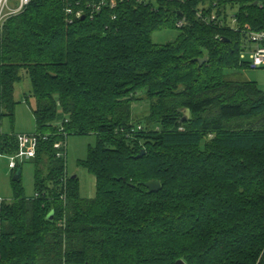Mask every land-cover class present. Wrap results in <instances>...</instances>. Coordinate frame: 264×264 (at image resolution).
<instances>
[{
  "label": "trees",
  "instance_id": "obj_1",
  "mask_svg": "<svg viewBox=\"0 0 264 264\" xmlns=\"http://www.w3.org/2000/svg\"><path fill=\"white\" fill-rule=\"evenodd\" d=\"M67 1L31 0L0 29V128L27 76L39 134L35 194L13 179L21 162L0 203V264H264V90L229 74L250 66L241 33L197 19L200 0H129L73 22ZM239 16L264 29L255 3ZM165 28L176 40L154 42ZM91 134L85 198L55 145ZM16 136L0 133L2 154Z\"/></svg>",
  "mask_w": 264,
  "mask_h": 264
},
{
  "label": "rangeland",
  "instance_id": "obj_2",
  "mask_svg": "<svg viewBox=\"0 0 264 264\" xmlns=\"http://www.w3.org/2000/svg\"><path fill=\"white\" fill-rule=\"evenodd\" d=\"M13 2L15 0H12ZM178 29L165 28L157 30L153 34V40L159 44H166L176 40ZM229 74L235 79L249 80L257 83L260 89L264 90V67L253 68L251 66L238 70H231ZM32 84L30 79L25 76L17 84L15 116L13 120L5 118L0 128L2 135L34 134L37 131L35 117L30 108L26 97L31 95ZM31 105L34 107L35 100L29 98ZM149 102L146 100L138 101L133 104V116L136 118L145 116L149 111ZM65 116L59 112L56 125H62ZM96 136L91 135H70L67 138L66 165L69 175H78L80 181V193L85 198H93L97 192L96 179L88 169L82 165L86 160L91 147L96 145ZM22 164L21 182L24 186L27 196L35 194V169L34 161H26ZM13 200V181L12 172L9 167L8 154L0 153V203L11 202Z\"/></svg>",
  "mask_w": 264,
  "mask_h": 264
},
{
  "label": "built area",
  "instance_id": "obj_3",
  "mask_svg": "<svg viewBox=\"0 0 264 264\" xmlns=\"http://www.w3.org/2000/svg\"><path fill=\"white\" fill-rule=\"evenodd\" d=\"M30 1L15 0L13 2L12 0H0V29L8 17L23 11ZM125 1L129 0H73L67 1L68 4L65 11L69 22L83 17L94 19L106 7L114 9ZM149 1L152 0H136L139 3H147ZM243 3H255L260 8H264V0H200L195 8V16L208 25L226 27L241 33V58L246 59L253 68L264 67V29H254L250 23L241 22L239 14ZM114 18H116L115 15L113 16ZM185 22L186 18L182 16L177 22V27H182ZM16 138L17 151L9 155V166L11 169L17 168L21 162L34 158L39 143V134L37 133L18 134ZM55 148L58 157H65L67 139L57 142Z\"/></svg>",
  "mask_w": 264,
  "mask_h": 264
},
{
  "label": "water",
  "instance_id": "obj_4",
  "mask_svg": "<svg viewBox=\"0 0 264 264\" xmlns=\"http://www.w3.org/2000/svg\"><path fill=\"white\" fill-rule=\"evenodd\" d=\"M226 41H228V40L226 39ZM205 61H206V57L202 58V59H199V62L201 64L203 62H205ZM188 114H189V111L186 110V115H188ZM143 154H144V151H142L141 154L138 155V157L142 156ZM21 173H22V170H21L20 167H18L17 172L13 176V179L14 180H18L20 175H21ZM145 186H147L149 188V190L152 191V192L153 191H159L161 189V183L158 180L147 182V183H145ZM52 216H53V213L51 214L50 218H52ZM177 264H186V263L183 260H178Z\"/></svg>",
  "mask_w": 264,
  "mask_h": 264
},
{
  "label": "crops",
  "instance_id": "obj_5",
  "mask_svg": "<svg viewBox=\"0 0 264 264\" xmlns=\"http://www.w3.org/2000/svg\"><path fill=\"white\" fill-rule=\"evenodd\" d=\"M1 153V152H0ZM2 154V153H1ZM5 155V154H4ZM9 156V155H8ZM10 167V166H9ZM11 172H12V169H11Z\"/></svg>",
  "mask_w": 264,
  "mask_h": 264
}]
</instances>
